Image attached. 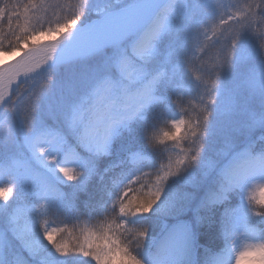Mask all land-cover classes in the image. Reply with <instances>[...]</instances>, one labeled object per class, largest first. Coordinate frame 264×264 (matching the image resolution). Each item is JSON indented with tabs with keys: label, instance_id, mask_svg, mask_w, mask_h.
Instances as JSON below:
<instances>
[{
	"label": "snow or ice",
	"instance_id": "snow-or-ice-1",
	"mask_svg": "<svg viewBox=\"0 0 264 264\" xmlns=\"http://www.w3.org/2000/svg\"><path fill=\"white\" fill-rule=\"evenodd\" d=\"M5 40L0 264H196L189 228L146 227L177 182L209 185L198 223L240 197L208 264L264 261V0H4Z\"/></svg>",
	"mask_w": 264,
	"mask_h": 264
},
{
	"label": "trees",
	"instance_id": "trees-1",
	"mask_svg": "<svg viewBox=\"0 0 264 264\" xmlns=\"http://www.w3.org/2000/svg\"><path fill=\"white\" fill-rule=\"evenodd\" d=\"M4 0H0V3H3ZM26 2V0H25ZM5 31H7V25L5 24ZM51 37H44L42 40L50 39ZM14 41V37H10ZM181 39H185L184 35L181 34ZM41 40V41H42ZM41 41H34L33 43H40ZM5 44V50L4 53L11 54L14 53L11 51V48L8 44V40L4 41ZM167 47V41L164 42L161 46V51ZM211 54V53H210ZM161 127H163L161 125ZM186 147V145H185ZM176 151H179V149H176ZM122 155V154H121ZM117 157H113V161ZM107 161L105 162V164ZM104 165L101 166V170ZM146 171L148 169H145ZM67 190V189H66ZM177 195V197H180L185 192H191L194 193V197L196 194V189H193L187 185H183L180 183H175L172 187V190ZM199 196L197 199V203L199 199L203 196L204 193L201 194L199 192ZM188 202V203H181L177 208L174 210L168 211V212H161L159 210H154L152 213L148 214L146 223L149 225L150 235L156 242H159L167 233L169 232H175L177 237V242H179L180 239L183 238V229L189 228L191 230V238L194 243V259L197 261V253H196V237L197 232L200 233L203 229L210 227L212 224L214 225L215 221L223 222L224 220V213L226 208H235L240 204V197L239 195L233 196L231 202L229 204L223 205L221 207H218L216 209H213L210 213L206 214V219L203 222H196V216L195 213H193L192 218H190V215L194 211L192 210V203H194V198ZM246 202V201H245ZM196 203V204H197ZM82 221L84 223H87V221L82 217ZM218 222V223H219ZM234 223V221H233ZM55 226V225H54ZM62 226V225H61ZM83 226V225H82ZM71 227V225L69 226ZM220 230L222 229V224L219 225ZM264 227V226H261ZM259 234V233H258ZM79 236V231H73L71 233H65L64 234V240L69 243V245L77 242V237ZM59 238V237H57ZM155 249L153 248L152 251ZM212 251H210L211 253ZM70 264H82L81 261L72 260L70 261Z\"/></svg>",
	"mask_w": 264,
	"mask_h": 264
},
{
	"label": "rangeland",
	"instance_id": "rangeland-1",
	"mask_svg": "<svg viewBox=\"0 0 264 264\" xmlns=\"http://www.w3.org/2000/svg\"><path fill=\"white\" fill-rule=\"evenodd\" d=\"M53 39V37H51ZM43 42V41H42ZM167 47H165L162 51L166 52ZM22 52V51H21ZM17 53V52H16ZM14 54V53H13ZM0 55H9L6 53H0ZM209 185L205 183L202 185L199 189H196V194H195V199L194 203H192V210L196 206L197 199L199 196V192L204 193L207 190V187ZM194 211L190 215V218H192ZM215 221L214 225L212 224L210 227H207L200 231V233L197 232V237H196V253H197V261L196 264H204L205 259L208 257L209 260L212 258V254L221 252L224 249V239L223 236L221 235V230L219 225L222 224L223 222ZM234 226H235V231H234V240H235V247L236 249L243 250L247 245L249 244H255L258 243L259 240L257 239H250L246 234H245V226L243 224L242 220L235 219L234 220ZM210 251H212L210 253ZM236 253H233V256H235ZM232 264H236V260H232ZM239 264H264V261H261L258 258V254H253L250 255L242 260H240Z\"/></svg>",
	"mask_w": 264,
	"mask_h": 264
},
{
	"label": "bare ground",
	"instance_id": "bare-ground-1",
	"mask_svg": "<svg viewBox=\"0 0 264 264\" xmlns=\"http://www.w3.org/2000/svg\"><path fill=\"white\" fill-rule=\"evenodd\" d=\"M24 55L23 52H17L9 55H0V65L15 64Z\"/></svg>",
	"mask_w": 264,
	"mask_h": 264
},
{
	"label": "clouds",
	"instance_id": "clouds-1",
	"mask_svg": "<svg viewBox=\"0 0 264 264\" xmlns=\"http://www.w3.org/2000/svg\"><path fill=\"white\" fill-rule=\"evenodd\" d=\"M182 196H183V194L180 197H182ZM146 227L149 229V225H146ZM208 261H209V258L207 257L204 261V264H208Z\"/></svg>",
	"mask_w": 264,
	"mask_h": 264
}]
</instances>
